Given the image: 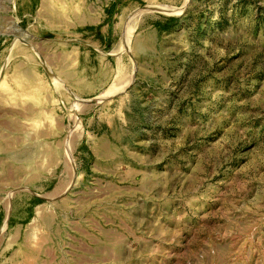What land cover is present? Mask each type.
<instances>
[{"label": "rangeland", "instance_id": "1", "mask_svg": "<svg viewBox=\"0 0 264 264\" xmlns=\"http://www.w3.org/2000/svg\"><path fill=\"white\" fill-rule=\"evenodd\" d=\"M0 264H264V0H0Z\"/></svg>", "mask_w": 264, "mask_h": 264}]
</instances>
